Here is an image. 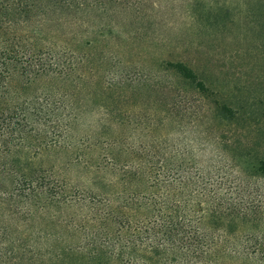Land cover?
<instances>
[{"label":"trees","instance_id":"obj_1","mask_svg":"<svg viewBox=\"0 0 264 264\" xmlns=\"http://www.w3.org/2000/svg\"><path fill=\"white\" fill-rule=\"evenodd\" d=\"M133 6L0 0V264H264V153L204 163L120 113L76 133L75 70L95 42L56 27ZM165 66L209 91L185 63ZM210 102L233 120L228 102Z\"/></svg>","mask_w":264,"mask_h":264},{"label":"rangeland","instance_id":"obj_2","mask_svg":"<svg viewBox=\"0 0 264 264\" xmlns=\"http://www.w3.org/2000/svg\"><path fill=\"white\" fill-rule=\"evenodd\" d=\"M64 17L56 34L95 42L92 60L75 70L86 74L73 87L83 111L76 133L120 113L124 128L169 133L204 163L264 153V0H134L108 16ZM168 61L188 65L209 91L180 79ZM214 97L230 104L232 121L217 119Z\"/></svg>","mask_w":264,"mask_h":264}]
</instances>
